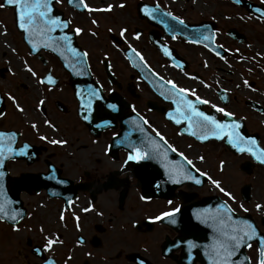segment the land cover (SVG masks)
Returning a JSON list of instances; mask_svg holds the SVG:
<instances>
[{
    "label": "flooded vegetation",
    "instance_id": "obj_1",
    "mask_svg": "<svg viewBox=\"0 0 264 264\" xmlns=\"http://www.w3.org/2000/svg\"><path fill=\"white\" fill-rule=\"evenodd\" d=\"M246 1L84 0L92 8L120 3L119 11L123 4L127 14L120 17L55 0L67 33L88 54L91 87H77L50 50H33L13 6L0 8L2 179L4 194H18L20 216L16 222L0 219V264H210V246L229 218L232 227L251 221L258 235L241 244L232 261L257 264L264 240V164L227 136L193 135L202 129L190 128L177 113L181 97L167 84L188 89L184 98L217 121H236L239 133L264 149V0ZM77 27L80 33L73 31ZM213 33L209 41L194 42ZM90 89L99 97L90 98L91 111L81 110ZM132 147L162 154L158 163L167 171L170 164L179 170L180 157L192 161L202 183L187 181L173 194H144L134 160L127 159ZM233 178L241 179L239 194H232ZM246 186L249 194H242ZM172 209L178 211L155 219ZM46 239L59 242L46 247Z\"/></svg>",
    "mask_w": 264,
    "mask_h": 264
},
{
    "label": "snow or ice",
    "instance_id": "obj_2",
    "mask_svg": "<svg viewBox=\"0 0 264 264\" xmlns=\"http://www.w3.org/2000/svg\"><path fill=\"white\" fill-rule=\"evenodd\" d=\"M55 0H3V2H0V8H3L5 5H11L14 8V12L17 19V24L19 28H21L24 33L28 34L25 38L28 39L29 44L32 45L33 50H35L36 45L33 43L32 39H30L33 35H48L52 33L53 31L57 29H63L68 27V24H66L59 16L51 15L52 13V3H54ZM68 2L74 3V0H68ZM77 6L83 7L89 12L92 11H110L113 7V5L109 4L105 8H92L88 4L84 2V0H75ZM237 3H239V0H237ZM124 5L121 4L120 7H123ZM145 11H147L145 9ZM259 11V10H258ZM169 16H171V13H168ZM173 19L177 20L180 24H183L184 21L180 20L179 17H173ZM93 24L97 23V21L93 20ZM75 33H80L82 29L79 27L73 29ZM121 35L124 34L125 29H121ZM95 35V33H93ZM215 36V33L212 34V37L208 35H203L201 40L194 41L196 43H202L204 41H209ZM54 42L56 43H62L63 46L67 48L68 51H70L74 58H77V62H79V57L76 52V49L71 47V39L70 36L67 34H61L59 37L53 38ZM45 47H51V44H45ZM204 47L208 48V43H204ZM222 47V46H217ZM135 51V50H133ZM163 52L165 55H169V50L165 46L163 48ZM217 56H221L220 52L217 51L215 53ZM88 54L84 53L83 56L86 57ZM136 55H139V53H136ZM257 55H260L257 53ZM221 59L223 57L221 56ZM242 59H244L242 57ZM28 72H30L33 76H36V73L32 70L31 67H28L25 65ZM47 80L49 82H52V77L48 76ZM40 83H44V80L42 79ZM245 85L248 86V81H244ZM167 84L171 85L172 89L176 90L177 95L181 97L180 100V106L176 109L177 113L185 120L189 122V127L191 128L193 125L196 127L207 131L209 135L216 137L217 139H220L224 136L228 137L229 143L232 144L233 147L238 148L239 151L244 152L247 151L251 153L260 163L264 164V149H260L256 146V140L252 137L245 138L242 136L239 131V124L236 121H232L229 124L221 123L220 121H217L215 117L206 115L204 112L199 111L193 106V103L191 100H188L184 98V94L187 93L188 89H177V86L172 81H167ZM77 95H80V93H77ZM91 97H99V92L95 89H90L86 96L83 97L82 103H81V110H92V104H91ZM10 99H13V97L9 96ZM197 101H200L201 103H207V101H201L200 97H196ZM15 102V101H14ZM175 102V101H174ZM43 101H40V104H42ZM109 108L115 107L114 105H108ZM213 108H216L218 112H222L225 115L231 116L232 113L226 112L224 108H217L216 105H212ZM17 108L20 111H23V109L19 108V105L17 104ZM4 113L0 112V116H3ZM171 116V114H169ZM84 120H88L89 117L85 115L83 117ZM45 123L48 124L49 121L45 120ZM147 123V121H145ZM176 123L179 124L180 120L177 119ZM33 128L36 127L35 124L32 125ZM193 135H196L195 132L192 133ZM3 133H0V136H3ZM157 136H160V134L157 132ZM163 139V137H160ZM200 140H206L208 139V135H200L198 137ZM41 139H46V137H41ZM53 144H63L65 141L63 140H52L50 141ZM239 145H244V147H238ZM158 147V146H154ZM169 147H171L169 145ZM174 151V149H173ZM0 155H2V152H0ZM144 154L135 147L131 148V151L127 157L128 160H141L144 159ZM200 159H203L202 157ZM189 164H192V161H188ZM197 171H199L197 169ZM3 174L0 173V176ZM201 175H205V173H201ZM171 178V175H170ZM185 179H195L194 177L190 175H185ZM175 182H179V180H176ZM195 182L197 184L200 183L199 179H195ZM212 183L215 184L218 188L220 187L219 183L215 180H212ZM0 189H2V185H0ZM221 192H224L223 188H220ZM228 195V193H225ZM0 198L3 199V202L0 203V216L8 215L5 211V205L10 204L11 201H8L6 197L3 196L2 191H0ZM143 199V197H142ZM171 204V201L168 202ZM225 212H231V209L227 208L226 205L223 206ZM257 209L261 208V205H256ZM84 211H88V209H84ZM178 211V209H172L170 212H164L161 213L160 216L155 217V219H160L161 217H170ZM17 213L14 212L9 217L12 220H15ZM63 214H61V219H63ZM174 222V221H173ZM222 224L227 225V228L221 232L220 238L213 241L212 245L210 246V264H234L232 261V257L236 255V250L239 249L241 244H244L246 240H252L256 237L257 232L256 229L247 221L244 222L245 228H240L239 226L232 227L230 218L228 221H221ZM15 230V225H13ZM58 240L54 239H46V247H51L54 243H58ZM188 247L193 248L196 247V245L192 241H187ZM250 246V245H249ZM258 260L257 264H264V240L260 241V247L258 249Z\"/></svg>",
    "mask_w": 264,
    "mask_h": 264
},
{
    "label": "water",
    "instance_id": "obj_3",
    "mask_svg": "<svg viewBox=\"0 0 264 264\" xmlns=\"http://www.w3.org/2000/svg\"><path fill=\"white\" fill-rule=\"evenodd\" d=\"M234 1L237 3V0H234ZM246 2H247L246 0H239L238 4L247 5ZM51 15L59 16L61 18L60 14L55 13V9L53 5H52ZM66 29L67 27L63 29H57L48 35H33L30 37V39H32L33 43L36 45V49L46 48L52 51L59 58L64 68L70 72L72 78L75 80L76 86L77 85L79 86L89 85V87H91L92 81L89 75L86 59L83 56L84 52H82L80 48L76 45L73 33L72 32L67 33ZM61 34H67L70 36L71 47L76 49V52L79 57V62H77V58H74L72 53L68 51L67 48L63 46L62 43L54 42L53 38L59 37ZM27 35L28 34L25 33V37ZM26 40L28 41V39ZM45 44H51V47H45ZM29 45L30 47H32L31 44ZM195 133H196L195 135L196 137H199L200 135L205 134V135H208V137L216 138L214 136L209 135L208 132H204L202 130L199 132L197 131ZM140 151L144 154L145 158L141 160H134L133 167L141 175V188L144 194H172L176 186L181 185L184 182L191 181L193 183H196L195 179L189 180V179L184 178L185 175H190L195 178V175H194L195 171L191 167V165L187 162V160L183 159L182 157L179 158V170L178 171L176 167H174L171 164L169 165L168 167L169 170L167 171L164 165H160L158 163V161H161L163 159L162 154L154 157V156L149 155L148 151L145 149H141ZM174 169L175 171H173ZM0 173L4 175V159H1V158H0ZM3 175L0 176V185H2V189H0V191H2L3 196L6 197L8 201H11V202L13 201L14 204L13 203L6 204L5 211L7 212L8 215L0 216V218L10 219L9 217L11 216L12 213L19 212V208L17 204L18 194H4L3 179H2ZM170 175H171V178H170ZM178 175H179V179H177ZM176 180H179V182L178 183L175 182ZM201 183H202V180L200 181L199 184ZM242 194H249L248 186L242 188ZM2 202H3V199L0 198V203ZM249 223L254 227L251 221H249ZM253 240H258V235H256V237L253 238L252 240H246L245 244L247 242L250 243ZM233 262L234 264H236L237 261L233 259ZM245 263L246 262L244 260L243 264Z\"/></svg>",
    "mask_w": 264,
    "mask_h": 264
},
{
    "label": "rangeland",
    "instance_id": "obj_4",
    "mask_svg": "<svg viewBox=\"0 0 264 264\" xmlns=\"http://www.w3.org/2000/svg\"><path fill=\"white\" fill-rule=\"evenodd\" d=\"M92 1H95V0H92ZM202 2H205V1H207V0H201ZM120 3H116V4H114V9L112 8L111 10H113L112 12H113V14L114 15H117V16H120V17H124L127 13H126V11H124L123 9V7H119L120 8V10L121 11H119L118 9H117V5H119ZM115 10V11H114ZM112 12H110L109 14H112ZM128 17V16H127ZM242 184V182H241V179H235V178H233V180L232 181H230V185H232V194H239V187H240V185ZM257 186L258 185H260L259 183H257L256 184ZM21 264V262L20 261H17V260H13V264Z\"/></svg>",
    "mask_w": 264,
    "mask_h": 264
}]
</instances>
